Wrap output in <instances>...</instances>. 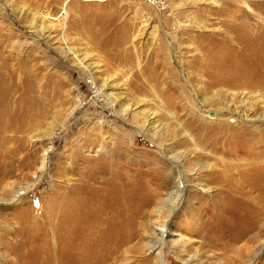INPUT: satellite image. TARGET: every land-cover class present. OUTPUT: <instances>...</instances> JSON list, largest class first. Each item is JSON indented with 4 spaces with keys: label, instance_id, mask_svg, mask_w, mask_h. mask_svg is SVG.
<instances>
[{
    "label": "rangeland",
    "instance_id": "rangeland-1",
    "mask_svg": "<svg viewBox=\"0 0 264 264\" xmlns=\"http://www.w3.org/2000/svg\"><path fill=\"white\" fill-rule=\"evenodd\" d=\"M56 1L0 0V79L6 82L7 71L23 75L1 103L0 120L12 129L0 133L8 171L0 193V264L15 261L7 240L17 243L48 226L52 198L62 208L91 198L97 235L115 225L117 235L130 237L117 250L121 258L127 248L125 264H264V221L232 239L237 227L218 219L214 189L197 184L207 183L197 159H214L195 154L182 130L193 133V116L215 119L228 104L243 124L264 109V93L245 92L250 105L224 88L204 89L195 59L205 51L199 47L222 38L218 9L246 0ZM176 164H183L187 187L167 218ZM164 223L170 231L157 254L149 244L160 241ZM211 227L224 236L208 239Z\"/></svg>",
    "mask_w": 264,
    "mask_h": 264
},
{
    "label": "bare ground",
    "instance_id": "bare-ground-1",
    "mask_svg": "<svg viewBox=\"0 0 264 264\" xmlns=\"http://www.w3.org/2000/svg\"><path fill=\"white\" fill-rule=\"evenodd\" d=\"M244 2H246L244 6L235 3L233 7L218 9L224 27L218 35L222 38L210 43L209 46L199 47L201 51L203 48L205 51L195 59L199 60L198 69L204 77L202 84L204 89L221 87L231 92L233 99L237 96L236 101L239 104L252 105L254 103L245 99L244 93H264V27L259 24V20L264 19V0ZM46 15L50 16L51 13H46L44 16ZM169 44L174 48L171 39ZM0 71L3 69L0 68ZM6 74L8 83L4 78L0 79V116L5 115L6 112L1 104L5 101V94L15 88L14 84L12 85L13 79L18 76L19 84L23 82V75L20 78V74L14 70L7 71ZM229 105L215 111L214 113H217L215 119L203 115L193 116L196 117L192 124L193 133L182 130L192 141L195 154L206 153L213 157V162H202L197 159L198 170H203V177L207 181L206 184L204 180L197 184L206 191L214 189L211 203H216L220 211L217 217L223 221H230L232 227H237V233L231 237L239 239L247 232L258 228L264 221V124L261 122L264 119V109L260 113L256 112L252 117L244 116L248 120L243 124L233 119L234 111ZM226 114L232 119L227 120ZM21 126L22 123L16 127ZM10 127L8 122L0 120V133L9 130ZM197 138L201 139V142ZM1 145L0 142V148ZM5 154L0 152V193L5 191L2 180L8 174L3 163L6 159ZM176 168L178 174L174 182L177 192L174 206L167 218H170L174 208L181 204L183 191L187 187L183 164L177 165ZM19 196L20 194L14 195V198L18 199ZM187 196L200 200V195L194 191H189ZM90 199L75 198L64 203L63 208L54 198L49 199L46 228L43 226H38L39 230L34 228L37 233L34 231L28 233L17 243L10 239L6 241L10 251L15 254V261L10 263L125 264L122 254L128 252L127 248L121 254V258L117 250L126 245L130 237L127 234L117 235L118 229L115 225L111 231L97 235V226L90 222L91 218H97L93 217L95 209L88 207L91 204ZM166 225L163 224L160 241H152L149 244L151 249H159L157 254L164 245V234L170 231ZM221 233L223 230L208 228L207 238L216 242L224 236ZM38 234L42 237H38ZM106 241H109L110 245L105 246L103 243ZM237 253L232 259L241 256L240 252Z\"/></svg>",
    "mask_w": 264,
    "mask_h": 264
}]
</instances>
